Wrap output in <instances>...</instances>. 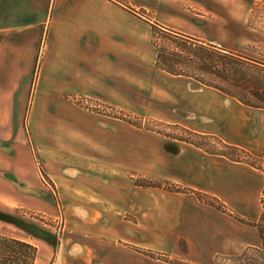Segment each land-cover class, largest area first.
<instances>
[{
	"label": "crops",
	"instance_id": "crops-1",
	"mask_svg": "<svg viewBox=\"0 0 264 264\" xmlns=\"http://www.w3.org/2000/svg\"><path fill=\"white\" fill-rule=\"evenodd\" d=\"M160 4L0 0V194L47 210L48 179L67 215L59 244L0 216L30 235L34 264H214L263 245L254 222L264 209V108L161 69L140 14ZM90 102L214 136L260 165L144 131ZM25 123L42 153L54 149V175L33 165Z\"/></svg>",
	"mask_w": 264,
	"mask_h": 264
},
{
	"label": "rangeland",
	"instance_id": "rangeland-1",
	"mask_svg": "<svg viewBox=\"0 0 264 264\" xmlns=\"http://www.w3.org/2000/svg\"><path fill=\"white\" fill-rule=\"evenodd\" d=\"M166 1V2H165ZM161 0L160 7L156 10L140 11V14L144 16V19L149 22L152 28V43H153V29H156V40L160 48H164L167 51L177 50L186 55V50L172 39H168L164 29H169L182 36L193 38L201 41L209 48L218 47L227 49L237 54L246 56L255 61L264 64V0ZM176 3L177 10L173 9V4ZM177 14V17L171 16ZM179 20L185 24V29L188 28L190 34L181 32L175 28V20ZM156 26V28H155ZM182 26V25H181ZM201 33V38L199 34ZM195 34V35H194ZM176 41L180 42L179 39ZM154 45V44H153ZM155 46V45H154ZM217 66L216 70L220 69L221 63L214 61ZM200 74L206 81L217 83L220 85L231 87L232 90L238 91L236 87L227 84L223 78L217 73H211L203 71ZM194 79V78H192ZM264 81V77L261 76ZM195 80V79H194ZM197 81V80H196ZM199 82V81H198ZM91 110L101 115L120 118L123 121L141 128L147 132L160 133L165 135L166 138H188L195 142L200 143L207 150L212 152H224L234 159L248 158L257 165H260L254 159L247 157L244 152L235 151L231 148L220 143V141L214 136L199 135L185 129L183 126L169 125L165 121L153 117L151 114H134L130 112H116L106 106L95 107V104L84 103ZM35 119L39 117V113L36 111ZM27 151L30 152L33 165L37 169H41L46 177V172H51L53 175L56 169L60 170L59 161L55 157L53 148H44L45 152H41V147L36 146L33 139L30 125L25 123V134ZM43 149V148H42ZM71 164V163H70ZM43 167V168H42ZM45 168V169H44ZM47 179V178H46ZM49 187V207L47 210H38L34 207L30 208L26 205L20 204L15 206L11 202V194H0V211L9 212L14 214L17 218L26 222H33L40 225L56 240V244L61 243V239L65 234L66 226V213L61 205L60 195L58 190ZM151 182H163L155 179H138L137 182L145 183ZM164 183V182H163ZM5 186L1 181V187ZM165 186L177 189V185L174 183H165ZM6 187V186H5ZM7 188V187H6ZM2 190V189H1ZM7 191V190H5ZM16 200H22L23 196H15ZM262 203L264 207V191L262 194ZM264 211V209H263ZM257 224V223H254ZM262 231H264V216L259 220ZM0 235L8 237H17L21 239L29 238L30 235L23 229L3 220H0ZM262 235V234H261ZM263 238V237H262ZM258 248V247H257ZM148 254V252H145ZM153 257H159L161 259H167L161 255L157 256L155 253H150ZM222 257V256H221ZM216 258L214 264H264V248L263 245L260 250H250L246 256L239 260ZM54 259L52 260V262ZM172 261L181 264H189L177 259Z\"/></svg>",
	"mask_w": 264,
	"mask_h": 264
},
{
	"label": "trees",
	"instance_id": "trees-1",
	"mask_svg": "<svg viewBox=\"0 0 264 264\" xmlns=\"http://www.w3.org/2000/svg\"><path fill=\"white\" fill-rule=\"evenodd\" d=\"M165 30L167 38L174 39L176 43L182 46L186 50V55L183 56L177 50L167 51L164 48H160L156 40V29H153V44L157 49V62L161 69L174 75L194 78L205 85L217 88L230 96L236 97L244 104L264 108V81L261 79V76L264 77V64L227 49L218 47L209 48V46L201 41L182 36L169 29ZM177 39L180 42L176 41ZM215 60L222 65L218 70H216L217 66L214 64ZM203 71L219 74L227 84L239 90H232L231 87L206 81L198 74ZM179 139L203 146L188 138ZM221 153L226 154L224 152ZM142 184L161 186L163 182L146 181ZM210 201L214 203V201ZM215 204L219 208H222L220 203ZM254 223H257L255 225L261 231L264 248V231H262L259 222ZM260 249L251 247L240 255L221 258L239 260L246 256L250 250ZM36 257L37 248L30 242L17 237L0 235V264H34Z\"/></svg>",
	"mask_w": 264,
	"mask_h": 264
},
{
	"label": "water",
	"instance_id": "water-1",
	"mask_svg": "<svg viewBox=\"0 0 264 264\" xmlns=\"http://www.w3.org/2000/svg\"><path fill=\"white\" fill-rule=\"evenodd\" d=\"M0 216H1V218L5 219L7 221L13 222V223L19 225L20 227H23V228L29 230L30 232H32V233H34L36 235L46 236V235L49 234L47 231L40 229L36 225L27 223L24 220L19 219V218L15 217V216H12V215H9V214H5V213H0Z\"/></svg>",
	"mask_w": 264,
	"mask_h": 264
}]
</instances>
